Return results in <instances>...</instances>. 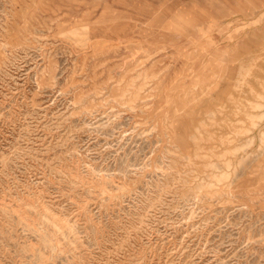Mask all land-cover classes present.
Instances as JSON below:
<instances>
[{"label": "rangeland", "instance_id": "obj_1", "mask_svg": "<svg viewBox=\"0 0 264 264\" xmlns=\"http://www.w3.org/2000/svg\"><path fill=\"white\" fill-rule=\"evenodd\" d=\"M0 264H264V0H0Z\"/></svg>", "mask_w": 264, "mask_h": 264}]
</instances>
